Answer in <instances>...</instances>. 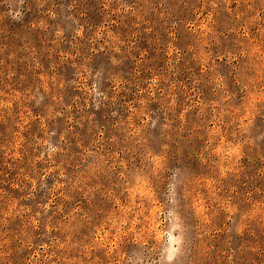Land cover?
<instances>
[{"label": "rangeland", "instance_id": "1", "mask_svg": "<svg viewBox=\"0 0 264 264\" xmlns=\"http://www.w3.org/2000/svg\"><path fill=\"white\" fill-rule=\"evenodd\" d=\"M0 264H264V0H0Z\"/></svg>", "mask_w": 264, "mask_h": 264}, {"label": "clouds", "instance_id": "2", "mask_svg": "<svg viewBox=\"0 0 264 264\" xmlns=\"http://www.w3.org/2000/svg\"><path fill=\"white\" fill-rule=\"evenodd\" d=\"M169 241H170V243H176V241H173L172 240V237L171 236H169ZM174 254H175V249H169V255L167 256V259L169 261H171Z\"/></svg>", "mask_w": 264, "mask_h": 264}]
</instances>
